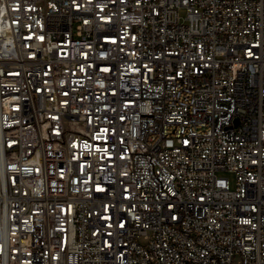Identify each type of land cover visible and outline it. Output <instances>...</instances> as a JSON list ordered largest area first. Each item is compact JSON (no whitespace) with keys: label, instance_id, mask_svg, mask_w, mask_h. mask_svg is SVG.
<instances>
[{"label":"built area","instance_id":"2783aa9c","mask_svg":"<svg viewBox=\"0 0 264 264\" xmlns=\"http://www.w3.org/2000/svg\"><path fill=\"white\" fill-rule=\"evenodd\" d=\"M0 264H264V0H0Z\"/></svg>","mask_w":264,"mask_h":264},{"label":"rangeland","instance_id":"374dc122","mask_svg":"<svg viewBox=\"0 0 264 264\" xmlns=\"http://www.w3.org/2000/svg\"><path fill=\"white\" fill-rule=\"evenodd\" d=\"M180 12H181L182 17H184L186 15V12L184 9H181Z\"/></svg>","mask_w":264,"mask_h":264}]
</instances>
